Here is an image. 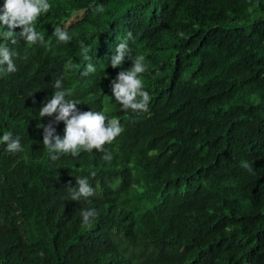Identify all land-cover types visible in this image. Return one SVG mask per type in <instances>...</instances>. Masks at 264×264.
I'll list each match as a JSON object with an SVG mask.
<instances>
[{
  "label": "trees",
  "instance_id": "16d2710c",
  "mask_svg": "<svg viewBox=\"0 0 264 264\" xmlns=\"http://www.w3.org/2000/svg\"><path fill=\"white\" fill-rule=\"evenodd\" d=\"M49 2L36 22L44 43L13 45L0 25L16 66L0 73V137L23 147L0 143V264H264V0ZM56 27L72 39L58 42ZM129 33L149 69L147 113L112 91L132 67H111ZM88 63L96 71L82 75ZM60 77L78 112L124 127L105 145L111 161L96 150L53 160L44 147L41 125L65 134L58 113L39 116ZM83 177L95 195L73 201ZM86 209L97 213L88 226Z\"/></svg>",
  "mask_w": 264,
  "mask_h": 264
},
{
  "label": "clouds",
  "instance_id": "9594fccd",
  "mask_svg": "<svg viewBox=\"0 0 264 264\" xmlns=\"http://www.w3.org/2000/svg\"><path fill=\"white\" fill-rule=\"evenodd\" d=\"M52 4L49 0H5L3 8L0 9V25L6 26L7 30L2 33V38L15 45L18 42L17 35L22 38L29 46L37 43H44V35L37 30L36 22L38 19L51 11ZM103 12L102 6L96 9ZM22 31L17 34L15 29ZM53 35L57 37L58 42L68 43L72 37L67 28L56 27ZM183 37V33H179ZM131 33L122 42L118 43L116 54L111 58V67H121L126 59L132 61V67L122 70L118 73L115 80L112 81V91L122 109L131 110L135 113H147L149 111L150 94L145 90V81L143 75L148 72V66L145 63L143 55H132V49L129 47ZM81 49L85 60H90L89 49L81 42ZM14 53L6 44H0V73H13L16 66L13 61ZM6 66V67H5ZM96 68L88 63L86 70L82 75L87 76L94 73ZM52 87L55 89L53 95L47 100L39 111L40 118L56 115V121H63L66 124L63 138L55 135V129L52 124L41 125L44 130V147L52 153V159H58L59 154H71L78 156L81 151L92 152L96 150L104 153L102 159L111 161L112 155L107 152L105 145L112 144L123 132L124 127L118 118H109L104 111H86L78 112L77 103L73 99L72 90L66 89L63 84V77L53 81ZM0 143L5 144L9 153L22 152L23 147L19 136L13 137L12 132H5L0 137ZM242 166L251 171V166L242 162ZM95 177V172L91 173ZM70 199L79 201L81 198H89L95 195V189L87 177L78 178L76 187H70ZM83 225H90L97 213L94 209L82 210Z\"/></svg>",
  "mask_w": 264,
  "mask_h": 264
}]
</instances>
